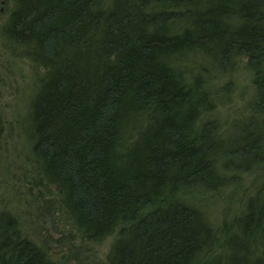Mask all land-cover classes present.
Segmentation results:
<instances>
[{
	"label": "trees",
	"instance_id": "1",
	"mask_svg": "<svg viewBox=\"0 0 264 264\" xmlns=\"http://www.w3.org/2000/svg\"><path fill=\"white\" fill-rule=\"evenodd\" d=\"M1 2L36 70L27 137L50 209L114 235L109 264H264V189L220 228L207 211L264 162V0ZM243 59L253 89L225 136L212 114L234 81L212 78ZM0 264L59 263L0 207Z\"/></svg>",
	"mask_w": 264,
	"mask_h": 264
},
{
	"label": "rangeland",
	"instance_id": "2",
	"mask_svg": "<svg viewBox=\"0 0 264 264\" xmlns=\"http://www.w3.org/2000/svg\"><path fill=\"white\" fill-rule=\"evenodd\" d=\"M12 5L0 0V207L13 210L26 236L36 242L59 264H109L108 255L113 236L102 241L83 238L65 212L50 209L49 201H58L55 187L38 171L28 136V113L34 96L36 70L27 58L10 50L3 29ZM239 61L235 71L215 74L212 83L220 86L233 82V87L221 93L213 118L218 133L227 135L229 120L243 115L244 103L252 89L253 73ZM218 87H216L218 89ZM217 118L219 120H217ZM229 119V118H228ZM241 180V181H240ZM238 183L226 186L207 208L215 227L240 216L244 203L258 189H264V162L239 177ZM208 196V197H209Z\"/></svg>",
	"mask_w": 264,
	"mask_h": 264
}]
</instances>
